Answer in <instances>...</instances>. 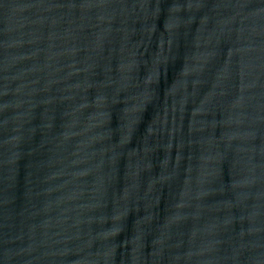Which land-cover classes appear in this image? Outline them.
<instances>
[{"label":"water","instance_id":"1","mask_svg":"<svg viewBox=\"0 0 264 264\" xmlns=\"http://www.w3.org/2000/svg\"><path fill=\"white\" fill-rule=\"evenodd\" d=\"M0 264H250L149 0H0Z\"/></svg>","mask_w":264,"mask_h":264}]
</instances>
